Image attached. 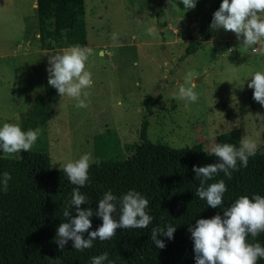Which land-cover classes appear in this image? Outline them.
<instances>
[{"label": "rangeland", "instance_id": "374dc122", "mask_svg": "<svg viewBox=\"0 0 264 264\" xmlns=\"http://www.w3.org/2000/svg\"><path fill=\"white\" fill-rule=\"evenodd\" d=\"M215 1L197 0L185 11L180 0H84L86 46L93 50L86 106L60 96L29 152L45 155L54 170L86 151L96 160H126L140 143L150 97L158 99L147 119L152 142L171 149L202 144L209 153L216 136L237 129L264 153V107L247 86L251 73L264 71V43L246 49L242 36L221 28L182 58L188 41L205 33ZM34 8L35 0H0V123L20 124L43 95L53 53L39 47ZM188 72L195 103L174 96Z\"/></svg>", "mask_w": 264, "mask_h": 264}, {"label": "trees", "instance_id": "16d2710c", "mask_svg": "<svg viewBox=\"0 0 264 264\" xmlns=\"http://www.w3.org/2000/svg\"><path fill=\"white\" fill-rule=\"evenodd\" d=\"M216 0L212 14L218 9ZM38 40L41 50L54 53L58 49L79 44L85 46L86 26L84 0H35ZM212 14L208 17L205 33L197 41H188L182 58L195 53L200 44L211 38ZM43 95L35 97L31 108L22 116V130L45 126L54 114L53 106L60 95L47 84ZM158 99L144 98L146 108L140 125V143L135 153L126 160H97L88 169L91 183L80 189L87 202L80 208L90 207L95 213L97 201L104 191L111 189L119 197L129 189L142 193L148 200L153 221L146 228L116 229L115 236L107 241H93V247L76 251L69 241L63 249L54 242L55 230L64 221L62 212L75 187L67 180L63 169H50L45 155L19 153V159L0 157V172L11 174L7 192H0V264H90V257L103 252L114 264H195L192 241L188 228L197 219L223 215V210L241 195L264 196V153L255 151L247 167L232 172L231 178L218 173L206 185L223 179L227 187L222 205L211 208L195 195L198 180L192 166L216 162L202 144L171 149L147 137L151 106ZM241 133L230 130L215 137V143H232L239 146ZM70 215L75 211L69 209ZM118 214V213H117ZM66 222V221H65ZM102 223L93 215L92 228ZM165 224L176 226L173 238L158 236L165 243L157 249L151 240V230ZM85 238L87 232L84 234ZM250 243L264 245V232L247 238ZM257 264H264L258 260Z\"/></svg>", "mask_w": 264, "mask_h": 264}, {"label": "clouds", "instance_id": "9594fccd", "mask_svg": "<svg viewBox=\"0 0 264 264\" xmlns=\"http://www.w3.org/2000/svg\"><path fill=\"white\" fill-rule=\"evenodd\" d=\"M185 11L195 7L197 0H180ZM179 11L178 5H173ZM264 0H220L217 10L212 14L210 28L224 29L236 34L241 46L252 51L264 43ZM93 55V50L79 44L58 49L48 56L47 84L54 88L58 95L74 98L78 107H85L88 95L86 89L92 85V74L86 63ZM193 73L184 76V83L179 84L174 96L185 102L195 103L198 94L194 91L196 83ZM187 85V86H186ZM248 88L252 89V98L264 107V71L251 73ZM119 103V102H118ZM41 134L39 128L22 130L19 123H0V157H15L28 152L35 145ZM256 143L249 137H243L239 146L232 143H214L209 152L217 158L216 162L197 167L192 166L194 179L199 181L195 195L204 200L211 208L222 205L227 187L223 179L206 185L218 173L231 178L232 172L247 167L249 157L255 154ZM98 164L90 151L81 154L77 159L62 161L63 169L69 183L74 185L67 206L62 212L65 218L55 230L54 242L59 249L71 241L72 248L84 251L93 247V241H107L115 236L116 229H142L153 221L149 214V200L135 189H129L119 197L111 189L103 192L97 201L95 213L90 207L80 208L87 202V196L80 191L91 183L88 169ZM11 174L0 172V192H7ZM69 209L75 211L71 216ZM118 213V214H117ZM95 215L102 223L92 228L91 218ZM66 221V222H65ZM176 226L165 224L151 230V240L155 248L163 249L165 243L158 236L173 238ZM195 264H257L264 260V245L250 243L248 237L255 238L264 232V196L253 194L251 198L241 195L223 210V215L201 218L188 228ZM87 232L85 238L84 234ZM56 264H60L56 258ZM90 264H114L108 253L90 257Z\"/></svg>", "mask_w": 264, "mask_h": 264}, {"label": "water", "instance_id": "95a60500", "mask_svg": "<svg viewBox=\"0 0 264 264\" xmlns=\"http://www.w3.org/2000/svg\"><path fill=\"white\" fill-rule=\"evenodd\" d=\"M187 35H189V31H187Z\"/></svg>", "mask_w": 264, "mask_h": 264}]
</instances>
